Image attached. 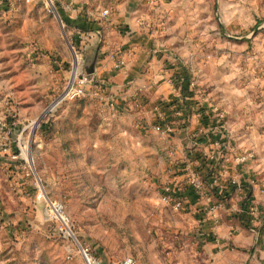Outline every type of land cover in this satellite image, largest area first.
Returning a JSON list of instances; mask_svg holds the SVG:
<instances>
[{"label":"rangeland","instance_id":"obj_1","mask_svg":"<svg viewBox=\"0 0 264 264\" xmlns=\"http://www.w3.org/2000/svg\"><path fill=\"white\" fill-rule=\"evenodd\" d=\"M147 1L153 27L186 65L180 80L192 86L206 75L208 81L243 87L247 124L264 130V0ZM79 2L97 13L111 10L117 0ZM73 4L0 0V128L8 125L0 131V264H87L82 249L95 264L129 259L135 264H210L204 242L216 240L203 231L198 214L186 204L175 210L163 200V188L178 192V185L169 183L165 171L151 168L148 152L96 128L98 114L106 109L94 87L80 98H64L75 55L82 65L84 60L71 29H81L71 19ZM223 135L227 142L233 139L228 148L237 155L235 162L252 155L236 164L255 162L260 155L248 140ZM227 154L219 152L218 175ZM41 193L64 205L75 238L65 236L47 214L45 203L37 200ZM248 194L242 210L252 207L251 201L244 203ZM229 201L216 198L217 205ZM249 212L237 216L246 227L254 220ZM260 219L257 229L264 227V213Z\"/></svg>","mask_w":264,"mask_h":264},{"label":"crops","instance_id":"obj_2","mask_svg":"<svg viewBox=\"0 0 264 264\" xmlns=\"http://www.w3.org/2000/svg\"><path fill=\"white\" fill-rule=\"evenodd\" d=\"M147 4V0H117L107 19L88 24L90 20L83 15L93 12L92 9L74 0L78 12L84 11L83 15L71 18L81 28L71 29L76 44L84 52L83 70H93L96 81L104 84L107 95L105 100L96 98L106 109L98 114L101 120L95 124L96 128L120 137L128 147L137 145L138 150L148 152L146 159L151 168L165 171L169 183L178 185L182 202L198 214L208 237L216 240L209 238L204 242L210 264H264V227L255 228L264 213V130L247 124L250 121L247 90L234 83L208 81L206 75L192 86L181 81L186 65L177 54V58L173 57L168 42L153 27ZM90 33L92 39L88 38ZM118 52L125 66L115 70L112 55ZM160 115L164 121L160 120ZM161 122L171 125L173 131L169 134L158 132L154 127ZM223 134H230L240 142L248 140L253 144L249 143L248 147L254 146L260 155L255 157V162L236 164L238 161L233 157L237 155L228 148L233 139L230 136L227 142ZM200 139L205 142L196 143ZM193 151H199L208 160L213 157L216 164H219V152H228L222 174H217L211 185L207 186L200 176L206 194L194 191L189 180L185 182L187 174L178 168V164L189 161L187 155ZM215 166L219 167L214 164L213 168ZM231 184L238 189L232 194L229 205L215 210L214 189L222 193ZM243 184L251 190L252 207L247 208L248 215L254 219L251 225L246 224L247 227L237 218L240 212L247 211L240 208L248 191Z\"/></svg>","mask_w":264,"mask_h":264},{"label":"built area","instance_id":"obj_3","mask_svg":"<svg viewBox=\"0 0 264 264\" xmlns=\"http://www.w3.org/2000/svg\"><path fill=\"white\" fill-rule=\"evenodd\" d=\"M35 0H26L27 3H32ZM52 3V0H49ZM71 11L74 13V15H83V12L76 10L73 6H71ZM78 15V16H79ZM77 16V17H78ZM85 17V19L90 20V19H100V20H105L110 16V10H104L101 12H98L97 14L93 13V12H85V14L83 15ZM92 35L90 33V36L88 37L89 39H92ZM74 50V48H73ZM47 54V53H46ZM44 53H41V56H48ZM77 54V53H75ZM112 58L115 61L114 64V69L115 70H119L122 67L125 66V60L122 57V55L118 52L117 54H113ZM82 69H83V65H82ZM77 73L74 77V81L72 84V88L70 89L68 95L65 96L64 98H70V99H76V98H80L82 96H85L86 92L88 91V88H90V86L94 87V95L95 97L101 99V100H105L107 98V95L104 93V84L102 83L101 85H97L96 83V78L94 77V75H88L84 70H82ZM74 73V71H73ZM70 86V84H69ZM69 88V87H68ZM164 117L163 115H160V120L164 121ZM158 132H162L164 134H169L173 131V127H171V125H156L154 127ZM8 129V125L4 122L0 128V131H6ZM140 129L143 130L144 127L140 126ZM252 158L251 154L245 155L242 158H239L238 161L239 162H246L247 160H250ZM211 160H213V157L211 158ZM196 164V163H195ZM184 172L185 174H187V177L189 178V184L190 186L193 188V190H195L196 192H199L200 194H206V186L204 185V183L202 182L200 176L194 171L191 163L188 161L185 162V168H184ZM41 192V191H40ZM163 200L168 203L173 205L175 210H179L181 208H183L184 203L182 202V200L179 198V191H175L174 188H172L171 186H166L165 188H163ZM37 200L39 202H44L45 203V210L47 212V214L54 219L60 226V230L63 234H65V236H67L68 238H75L73 229H72V223H71V219L69 217V215L67 214V211L64 207V205L60 202H56V201H52L49 200L47 198H45V196H43V194H39L37 195ZM225 206L222 204L217 205L216 208H214L215 210L224 208ZM84 256L86 258V263L87 264H95L92 256L89 254V251L87 249H82ZM124 264H135L133 259H129L127 260Z\"/></svg>","mask_w":264,"mask_h":264},{"label":"trees","instance_id":"obj_4","mask_svg":"<svg viewBox=\"0 0 264 264\" xmlns=\"http://www.w3.org/2000/svg\"><path fill=\"white\" fill-rule=\"evenodd\" d=\"M79 27V26H77ZM80 28V27H79ZM88 31H94V30H88ZM86 31V32H88ZM95 31H100V29H96ZM159 125H165V122H161V123H158ZM205 142V140L203 139H200V140H197L196 143H203ZM188 159H189V162L191 163L194 171L199 175L201 176L204 180V183L206 182V185L209 186L211 185V183H213V180L215 178V176L217 175V170L214 166L217 165L216 164V161L214 160H208L207 157L204 156V154L200 153L199 151L198 152H195L193 151V153L191 152L188 153L187 155ZM195 162H198V165H195L194 163ZM219 165V164H218ZM178 168H181V172L182 173H185L184 172V168H185V163L183 164H178ZM230 189V190H229ZM236 190V186H233L232 184L227 188L225 189L222 193H220L218 191V188H215L214 189V195L216 198H220L221 200L225 202H227V200H230L231 197H232V194L235 192ZM195 191V190H194ZM249 194H248V197L247 199L244 201V203H248L251 201V194H250V190H248ZM179 198L181 199V196L179 195ZM229 203V202H228ZM227 203V206L229 205ZM244 204V205H245ZM246 206V205H245ZM244 206V207H245ZM246 209V208H245ZM248 209V208H247ZM244 211V210H243ZM247 212V211H246ZM249 212V211H248ZM264 225V224H263ZM246 227V226H245Z\"/></svg>","mask_w":264,"mask_h":264},{"label":"bare ground","instance_id":"obj_5","mask_svg":"<svg viewBox=\"0 0 264 264\" xmlns=\"http://www.w3.org/2000/svg\"><path fill=\"white\" fill-rule=\"evenodd\" d=\"M75 71L73 73V76H72V80H71V83H70V86L69 88L67 89L66 91V94L68 95L70 89L72 88V84H73V81H74V77L77 73H79L82 69V62H81V56L80 55H75Z\"/></svg>","mask_w":264,"mask_h":264},{"label":"water","instance_id":"obj_6","mask_svg":"<svg viewBox=\"0 0 264 264\" xmlns=\"http://www.w3.org/2000/svg\"><path fill=\"white\" fill-rule=\"evenodd\" d=\"M86 73H87L88 75H93V70H91V69L88 68V69L86 70Z\"/></svg>","mask_w":264,"mask_h":264}]
</instances>
